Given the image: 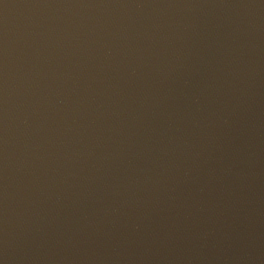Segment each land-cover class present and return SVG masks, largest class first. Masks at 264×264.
<instances>
[{"label":"water","instance_id":"obj_1","mask_svg":"<svg viewBox=\"0 0 264 264\" xmlns=\"http://www.w3.org/2000/svg\"><path fill=\"white\" fill-rule=\"evenodd\" d=\"M0 264H264V0H0Z\"/></svg>","mask_w":264,"mask_h":264}]
</instances>
